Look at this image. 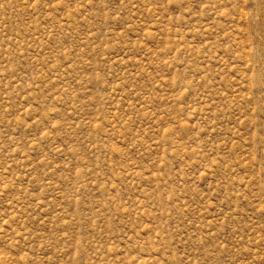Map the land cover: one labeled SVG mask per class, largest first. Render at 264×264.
<instances>
[{
  "label": "rangeland",
  "instance_id": "obj_1",
  "mask_svg": "<svg viewBox=\"0 0 264 264\" xmlns=\"http://www.w3.org/2000/svg\"><path fill=\"white\" fill-rule=\"evenodd\" d=\"M0 264H264V0H0Z\"/></svg>",
  "mask_w": 264,
  "mask_h": 264
}]
</instances>
